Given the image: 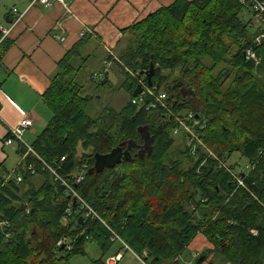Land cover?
<instances>
[{
    "label": "trees",
    "instance_id": "obj_1",
    "mask_svg": "<svg viewBox=\"0 0 264 264\" xmlns=\"http://www.w3.org/2000/svg\"><path fill=\"white\" fill-rule=\"evenodd\" d=\"M243 9L238 0H173L132 24L124 45L107 51L103 70L92 74L107 85V67L114 63L123 76L117 88L130 98L119 110L104 105L94 118L86 111L91 96L74 81L75 58L81 59L79 69L86 63L81 43L67 51L42 94L51 117L30 143L38 156L21 146L22 180L2 184L0 176V264H67L85 254L89 241L100 251L90 264H105L116 242L111 230L146 264H172L198 233L212 244L202 261L211 255L217 264H264V29L250 32L252 19L243 21ZM10 44L0 30V62ZM151 62V86L167 92L171 115L131 102L135 87L147 85L144 72ZM257 73L263 78L256 79ZM186 110L199 120L194 129L204 145L194 152L186 132L179 148L168 131L172 115ZM141 126L148 127L150 153L87 173L94 153H108L122 141L143 143ZM172 148L188 159V168L169 162ZM234 152L243 159L237 172L235 163L225 162ZM40 158L70 180L104 223L96 217L80 222L82 213L74 207L65 218L71 196ZM84 166L85 178L72 183ZM37 173L43 184L30 183L29 193L19 196L18 186ZM63 237L70 249L57 244Z\"/></svg>",
    "mask_w": 264,
    "mask_h": 264
},
{
    "label": "crops",
    "instance_id": "obj_2",
    "mask_svg": "<svg viewBox=\"0 0 264 264\" xmlns=\"http://www.w3.org/2000/svg\"><path fill=\"white\" fill-rule=\"evenodd\" d=\"M172 1L69 0L70 13L65 12L59 4L44 7L40 4L30 5V0H8L4 2L11 6L8 8L2 4L3 18L6 22V16H10L11 22H0V28L9 29L5 38L11 44L0 62V176L12 169L22 168L19 142H3L8 135L7 128L16 126L22 117L31 118L32 125L25 130L23 138L32 143L47 124L43 114L48 109L43 103L42 94L50 85L67 51L81 43L79 54L86 58V64L95 50L101 53L100 60L103 62L104 53L118 50L122 41L129 36L128 30L132 24ZM18 14L21 17L16 20ZM88 28L91 33L82 36V31ZM111 103L112 100L106 105L115 108ZM44 181V176L37 173L19 185L16 193L23 197L29 193L30 183L34 188H39ZM30 226L33 229V225ZM115 244L119 247L113 248ZM120 245L115 242L110 254L126 252ZM206 248L211 249L212 244L198 233L172 264H217L210 260L211 255L199 261Z\"/></svg>",
    "mask_w": 264,
    "mask_h": 264
},
{
    "label": "built area",
    "instance_id": "obj_3",
    "mask_svg": "<svg viewBox=\"0 0 264 264\" xmlns=\"http://www.w3.org/2000/svg\"><path fill=\"white\" fill-rule=\"evenodd\" d=\"M238 2L243 7H247L251 10V19H252L251 21H252V23L253 24L255 23L258 28L264 29V0H238ZM32 4H40L44 7H51L55 4H59L60 6H62V8L64 9L65 12L70 13L69 0H30V5H32ZM13 11L17 12V10L15 8H13ZM20 17H21V14H18L16 16V18H17L16 20L20 19ZM0 30L3 33V37H5L9 29L0 28ZM86 33H91V30L89 28L85 29L84 31H82L81 35L84 36ZM250 54H251L250 49H247L246 55L249 56ZM100 76H101V74L98 75V77H100ZM147 95H149L151 97L150 101L146 100ZM168 99H169V95L167 94L166 91L159 90L155 86L148 87L147 85H143L142 91L139 93L138 96L133 97L131 99V102L133 104H139V105L145 106V109H147V110H150L152 108L159 106V108L163 111L164 114L165 113L167 114L168 112L170 114L171 112L168 109L169 105L167 106ZM172 117L174 118V121H175V124L172 127V131H173L172 133L178 134L180 132H184V133L186 132L188 134L189 142L191 145V152H194L196 149H198L200 147H204L203 142H202V137H200V134L197 133L196 130L194 129V126L199 124V120L194 118V113L191 110L184 111L183 115H181V116L176 114V115H172ZM31 125H32V119L31 118H29L27 116L22 117L18 121L16 126H13V127L9 126L7 128V132H8L7 134L8 135L4 139L3 142L6 144H10L14 140H16L26 150V154L30 153V154H33L34 156L37 157L38 155L33 150L30 143L23 138V134H24L25 130L27 128H29ZM206 150L209 152V154L213 158L217 159L216 155L212 151H209L208 149H206ZM24 157L21 158V161ZM40 160L43 162L44 166L46 168H48L51 171V173H53V175H54L53 180H55V179L59 180L60 183L64 187H66L67 193H69V195L71 196V202L73 203V200H75L76 206L74 207V206L70 205L65 210V212H66L65 218L72 214L71 208L74 207V208H77V210H79L82 213L83 219H87L88 217H96L99 220H101L100 217L98 216V214L92 208V206L74 190V188L71 186V182L69 179L60 178L54 172V170L45 161H43V159L40 158ZM222 165L225 168H227L229 171L235 173L225 163L224 164L222 163ZM26 169H27V171H30L31 173H34V171H35L34 168L30 165L27 166ZM84 172H86V166L83 167V171L81 170L79 173L73 175L72 183L77 184V183L81 182L85 178ZM236 178L238 180V183L242 184V177H240V175H238V176H236ZM10 180H14L16 182H20L22 180V175L19 173L18 169H14L11 172L3 173L1 175V183L2 184H6ZM251 231L253 233L256 232L255 230H251ZM111 234H112L111 235L112 241L119 242L121 244L123 250L132 252L133 255H135V257L139 261L142 262V264H146L141 259V257H139L137 254H135L130 249V247L114 231L111 230ZM66 243L68 244L67 239L65 237L58 240V242H57L58 245L59 244H66ZM67 248L70 249L71 246L68 244ZM123 257H124V255H123L122 251L116 252L115 254L109 255L105 258V264H119L121 262V260L123 259Z\"/></svg>",
    "mask_w": 264,
    "mask_h": 264
},
{
    "label": "rangeland",
    "instance_id": "obj_4",
    "mask_svg": "<svg viewBox=\"0 0 264 264\" xmlns=\"http://www.w3.org/2000/svg\"><path fill=\"white\" fill-rule=\"evenodd\" d=\"M7 1L8 0H0V12H2V8H3L2 4L6 5L4 7H7V8L11 7L9 4H4V2H7ZM241 13H242L241 17L243 18V21L248 22L249 19L251 18V10L247 7H244V9L241 11ZM2 14H3V12L0 14V22L6 23ZM250 22L252 23V21H250ZM249 28H250L249 29L250 32L253 33L255 28H257V25L254 23L252 25V27H249ZM123 45H124V40L122 41V44L120 45V47H122ZM98 52H99L98 50H95L94 54L91 56L90 60L88 61V64H86V63L83 64L84 67L83 68L81 67V69H79V67H78L81 63V59L79 58V56L77 59L75 58V61L73 62L76 65L74 81L82 86V89L80 91L81 93H84V94L87 93L89 96H91V99H88L89 100L88 104H87L88 107L87 108L85 107V108H86L87 113L92 118L98 117L101 108L104 105L109 104L111 102V100H112L111 104L115 108H121V107H123V105H125V103L130 98L129 93L127 91H125L123 88H121V89L117 88V86L122 81L123 76L120 74V72L118 71L117 65H115L114 63L107 67V70L109 72V78H110V82L107 85H99L98 81L95 80L94 78H92L93 72L103 70V68H104V65L102 64V59L100 60V58H101L100 54L101 53L98 54ZM105 54L106 53H104V55ZM236 64L237 63H235V65ZM254 77L256 79L263 78L261 73H257V76L255 75ZM83 103L84 102H82V104ZM43 119H46V121L48 122V120L50 119V111L49 110L46 111L45 114H43ZM168 131H169V134L172 135L173 138H175L174 145H176L179 148H183L184 145L181 143V138L183 136V134H181V133H183V132H180L178 134H173L172 129L171 130L169 129ZM142 140L144 142L146 141L144 137L142 138ZM184 141L182 140L183 143H184ZM147 142H149L148 137H147ZM144 148H145V150H146V148H148V143H147V147H144ZM171 151L172 152L169 153V155H170L169 162L175 160V161L180 162L181 168H183V169L188 168V166L190 165V162L188 161V159L182 157L181 154L179 153L180 151H178L176 148L175 149L172 148ZM146 152H148V150H146ZM80 154H83L81 147L78 148V155H80ZM86 154H88V151ZM242 160L243 159H241L239 157L238 153L234 152L232 155H230L227 158V160L225 162L227 165L235 163L233 170L235 172H237L241 169V167L243 165ZM13 170L14 169H12L11 171H13ZM11 171H9V172H11ZM34 226L36 229L34 228ZM32 230L33 231L35 230L40 235V231H39V229H37L36 225H33ZM114 247H119V246H117L115 244L113 246V248ZM126 252L122 251V253L124 254L125 257L121 260V262L119 264H127V262H128V264H142V262L139 261L137 258H135L132 253H130L128 251H126ZM99 255H100V251H99L96 243L93 241H89L85 246V254H79V255L72 257L67 264H90V260L97 258V256H99ZM109 255H111V254H109ZM185 255H187V253H185ZM185 255H183L182 257H184ZM31 263L33 264L32 261H31Z\"/></svg>",
    "mask_w": 264,
    "mask_h": 264
},
{
    "label": "water",
    "instance_id": "obj_5",
    "mask_svg": "<svg viewBox=\"0 0 264 264\" xmlns=\"http://www.w3.org/2000/svg\"><path fill=\"white\" fill-rule=\"evenodd\" d=\"M6 22H11V17L6 16ZM154 74V66L153 63H150V66L148 70L144 72V75L146 77V82L148 86L152 85V76ZM107 80V75H104V78L102 79V83H105ZM142 90V86L139 84L135 87L133 90L132 96L136 97L139 95V93ZM173 95L170 96L172 98ZM139 133L141 134L142 138L144 137L146 139V136H149L148 127L147 126H141L138 128ZM146 135V136H145ZM126 145L125 148H123ZM143 147H147L146 143L143 142L142 144L136 143L134 140H127L119 142L115 147H113L108 153H94L93 155V165L87 170L88 174L93 173H99L101 172L105 167L112 168L116 164H120L123 160H131L134 155L135 156H142L144 153L142 151ZM134 148H138L139 151L135 154H132V150ZM148 153L151 152L152 146H151V140L149 139L148 142ZM73 206H76L75 200H73ZM79 221L82 222V216L79 217ZM204 256H201L199 258V261L203 260Z\"/></svg>",
    "mask_w": 264,
    "mask_h": 264
},
{
    "label": "flooded vegetation",
    "instance_id": "obj_6",
    "mask_svg": "<svg viewBox=\"0 0 264 264\" xmlns=\"http://www.w3.org/2000/svg\"><path fill=\"white\" fill-rule=\"evenodd\" d=\"M183 89V88H182ZM142 91V90H141ZM183 92L185 93V91L183 90ZM146 136V135H145ZM147 137L149 138V136H146V141H145V143L147 142ZM148 143V142H147ZM147 143H146V146H147ZM139 144H142V143H139ZM126 147V145L123 147V148H125ZM146 150H148L147 148H146ZM146 150H145V148L143 147L142 148V151H143V153H145L146 152ZM139 151V149L138 148H134L133 150H132V153L133 154H135V153H137Z\"/></svg>",
    "mask_w": 264,
    "mask_h": 264
}]
</instances>
